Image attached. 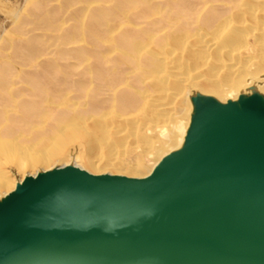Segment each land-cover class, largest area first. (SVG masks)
Instances as JSON below:
<instances>
[{
	"label": "bare ground",
	"instance_id": "1",
	"mask_svg": "<svg viewBox=\"0 0 264 264\" xmlns=\"http://www.w3.org/2000/svg\"><path fill=\"white\" fill-rule=\"evenodd\" d=\"M214 1L114 0V9H98L88 38L108 45L112 54L83 53L77 80L70 69L76 65L52 61L22 76L3 70L0 197L28 175L71 163L97 175L145 177L180 145L194 89L224 100L231 91L235 97L239 89L263 82L264 0H227L221 7L210 5ZM133 26L140 28L133 31ZM65 67L67 76L59 78ZM16 84L19 90L2 94ZM146 158L152 159L151 168Z\"/></svg>",
	"mask_w": 264,
	"mask_h": 264
},
{
	"label": "water",
	"instance_id": "2",
	"mask_svg": "<svg viewBox=\"0 0 264 264\" xmlns=\"http://www.w3.org/2000/svg\"><path fill=\"white\" fill-rule=\"evenodd\" d=\"M236 93L194 89L145 177L26 176L0 197V264H264V81Z\"/></svg>",
	"mask_w": 264,
	"mask_h": 264
},
{
	"label": "rangeland",
	"instance_id": "3",
	"mask_svg": "<svg viewBox=\"0 0 264 264\" xmlns=\"http://www.w3.org/2000/svg\"><path fill=\"white\" fill-rule=\"evenodd\" d=\"M57 1H58V4H57ZM103 1H105L106 3ZM103 1L102 0H82V2H83L82 3V2H80V0H72V1L71 0H40V1L39 0L38 1L32 0L33 3L30 1L32 3L31 4V3H28L29 0H0V55H1L0 57L5 55L4 58L2 57L3 63H2V58H0V75L2 74L3 70L8 71V72H10V70H12V74L15 75V73H16L17 76H22V75H25L27 73L30 74L31 71L40 72L43 70V65L48 61H52L54 63L57 62L59 64L62 63V66H64V64L76 65V63H79L78 59H80V56L83 53L87 54V55L89 54V56L95 55L99 52L100 53L102 52L105 54H112V53L108 52L109 50H107L108 45L101 44V43L97 42L96 40L94 41V39H92L91 37L88 38L90 36V35H88V34H90L89 33L90 30L95 27V24H94L95 22H93V20H92V15L100 8L114 9V7H115L114 6L115 5L114 0H103ZM157 1L159 4H163L167 0H162V1L157 0ZM219 1H221V2H219ZM71 2H73L74 4ZM226 2H227V0H218V1H214L213 3H210V5H214L216 7H219V6L221 7L223 4H226ZM236 2H240V1L236 0ZM88 3H90V4H88ZM28 4L29 5L31 4L30 5L31 7L30 6L28 7L27 6ZM41 4H43V5H41ZM60 4L62 5V7ZM103 4H105V5H103ZM51 5H52V7H51ZM63 6L66 7L67 11H66V9H64L65 7H63ZM69 6H71V7L69 8ZM104 6H108V7H104ZM111 7H113V8H111ZM209 8L210 7L206 8L205 13H207L206 11H208ZM84 10L86 11V13ZM53 12H55V13H53ZM71 13H73V14H71ZM75 13H77L76 14L77 17L75 15ZM72 15H74V16H72ZM63 19L65 22H63V26L61 25L62 26L61 27L60 24H62L61 21H63ZM79 19L82 20V21H80L82 25H80V22L78 21ZM89 19H90V21H89ZM38 20H39V22H38ZM86 21H87V23H86ZM70 22H72V23H70ZM64 23H66V24H64ZM86 24H88L89 26L87 25V27H86ZM144 25H141V26H144ZM89 27H90V29H88ZM19 28H20V30H19ZM139 28H140V26H133V31H138ZM48 29H50V30H48ZM59 29H61V30H59ZM80 29H82V30H80ZM22 30H24V31H22ZM38 30H40V31H38ZM27 33H29V34H27ZM34 33H36V34H34ZM37 33H39V34H37ZM40 33H42V34H40ZM60 33H62V34H60ZM21 34H23L22 38H21V36H19ZM10 35H11V37L14 36L13 38H11L14 41H12V40L10 41V38H9ZM44 36H46V37H44ZM6 37H8V38H6ZM22 40H23V42H22ZM50 40H53L52 43ZM59 40H60V44H59ZM12 42H13V45H12ZM48 42L51 44H49ZM66 42H68V43L66 44ZM69 43H71V44H69ZM66 45H67V47H66ZM57 46L59 49H57ZM32 48L34 50L30 51V49H32ZM87 48H89V50ZM35 50H39V51H35ZM103 51H105V52H103ZM53 52H54V55H51V54H53ZM46 53H48V54H46ZM113 55L115 56L116 54L113 53ZM50 57H52V58H50ZM10 58L12 60L15 59L13 61L14 63L12 62V60ZM16 60H21V61H16ZM7 62L11 63L12 66H11V64H8ZM36 62L39 64V66H36V65H38ZM32 63L35 66H33ZM14 64L15 65L18 64V65L15 66ZM18 66L21 67V69ZM28 68H30V69L28 70ZM16 69L17 70L20 69L19 71H21V73L19 71L17 72ZM31 69H34V70H31ZM70 69L74 73H77V75H75L76 77L73 76V78H72L74 80H77L78 77H80L78 74L83 70V67H82V65H80V66L76 65V67H74V69L73 68H70ZM13 70H15V71L13 72ZM22 70H24L25 72L22 73ZM26 70H27V72H26ZM65 71H67V67H65L61 72H59L58 77L64 78L65 76H67L64 74ZM19 73H20V75H18ZM136 74H138V73L135 72L133 74H130L129 75L130 80L133 81L136 78ZM17 76H15L14 79L16 81H19V78ZM16 86H14L13 88H10V90L7 91L6 93L2 92V94L4 93L3 95H5V94L11 93V92H13V93L16 92L17 90H19L18 87H20L21 84H16ZM185 91H187V88ZM185 91H184V93H185ZM108 95H110V94L106 93L104 97H106ZM74 96H75V93L72 92L71 97H74ZM184 96L185 95H183V97ZM125 158L127 160L131 159L129 157H125ZM146 162H147V165L151 168L152 164H153L152 159L146 158ZM13 171H15V169H13Z\"/></svg>",
	"mask_w": 264,
	"mask_h": 264
}]
</instances>
